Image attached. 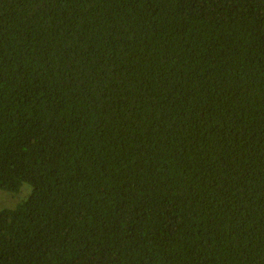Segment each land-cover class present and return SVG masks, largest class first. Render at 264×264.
Segmentation results:
<instances>
[{"label": "trees", "instance_id": "16d2710c", "mask_svg": "<svg viewBox=\"0 0 264 264\" xmlns=\"http://www.w3.org/2000/svg\"><path fill=\"white\" fill-rule=\"evenodd\" d=\"M24 184L0 264H264V0H0Z\"/></svg>", "mask_w": 264, "mask_h": 264}, {"label": "rangeland", "instance_id": "374dc122", "mask_svg": "<svg viewBox=\"0 0 264 264\" xmlns=\"http://www.w3.org/2000/svg\"><path fill=\"white\" fill-rule=\"evenodd\" d=\"M28 191H30V186L27 184L23 185L22 189L19 191L21 193L18 192L19 194L17 195V197L12 196L8 193H5L6 191H4V190H0V208L4 207V205L8 206V205L14 204L17 201V198L26 195L28 193Z\"/></svg>", "mask_w": 264, "mask_h": 264}]
</instances>
